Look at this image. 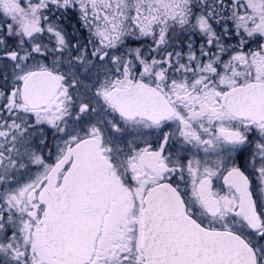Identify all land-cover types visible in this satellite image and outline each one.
<instances>
[{
    "label": "snow or ice",
    "instance_id": "1",
    "mask_svg": "<svg viewBox=\"0 0 264 264\" xmlns=\"http://www.w3.org/2000/svg\"><path fill=\"white\" fill-rule=\"evenodd\" d=\"M0 264H264V0H0Z\"/></svg>",
    "mask_w": 264,
    "mask_h": 264
},
{
    "label": "flooded vegetation",
    "instance_id": "2",
    "mask_svg": "<svg viewBox=\"0 0 264 264\" xmlns=\"http://www.w3.org/2000/svg\"><path fill=\"white\" fill-rule=\"evenodd\" d=\"M74 23V22H73ZM49 139H51V133H49Z\"/></svg>",
    "mask_w": 264,
    "mask_h": 264
}]
</instances>
